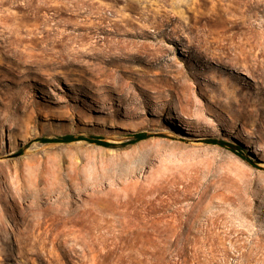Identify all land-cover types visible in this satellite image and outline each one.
Returning <instances> with one entry per match:
<instances>
[{
  "label": "rangeland",
  "instance_id": "obj_1",
  "mask_svg": "<svg viewBox=\"0 0 264 264\" xmlns=\"http://www.w3.org/2000/svg\"><path fill=\"white\" fill-rule=\"evenodd\" d=\"M0 264H264V0H0Z\"/></svg>",
  "mask_w": 264,
  "mask_h": 264
},
{
  "label": "trees",
  "instance_id": "obj_2",
  "mask_svg": "<svg viewBox=\"0 0 264 264\" xmlns=\"http://www.w3.org/2000/svg\"><path fill=\"white\" fill-rule=\"evenodd\" d=\"M130 137L132 138L131 141L129 142L130 145L137 144L139 142L148 140L151 138V135H149L146 132H137V133H131ZM42 144H70L74 142H79V141H86L89 144H95L97 146L105 147V148H114V145L109 144L105 141H103L100 138L97 137H85V136H73V135H66L60 138H54V139H47V138H41L38 140ZM206 144H211V145H217L222 148L228 149L231 152L235 153L238 155L241 159L246 161L247 163L254 165L255 163L249 158V156L244 153V151L231 144L227 143L225 141L217 140V139H206L204 141ZM22 154V152L20 153Z\"/></svg>",
  "mask_w": 264,
  "mask_h": 264
},
{
  "label": "bare ground",
  "instance_id": "obj_3",
  "mask_svg": "<svg viewBox=\"0 0 264 264\" xmlns=\"http://www.w3.org/2000/svg\"><path fill=\"white\" fill-rule=\"evenodd\" d=\"M92 48H93V47H90V49H92ZM122 59L125 60V58H122ZM115 60H116V59H112V60H110V62H109L108 60H102V61H103L104 63L110 64V63H114ZM124 75H126V74H124ZM121 79H122V77L120 76L118 80H121ZM116 80H117V78H116ZM115 83L117 84V82H115Z\"/></svg>",
  "mask_w": 264,
  "mask_h": 264
}]
</instances>
